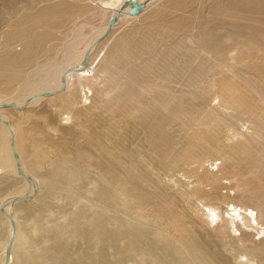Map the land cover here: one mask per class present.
<instances>
[{"label": "bare ground", "instance_id": "bare-ground-1", "mask_svg": "<svg viewBox=\"0 0 264 264\" xmlns=\"http://www.w3.org/2000/svg\"><path fill=\"white\" fill-rule=\"evenodd\" d=\"M116 2L118 4L114 5L118 7L113 8L112 5L108 11L100 10L99 5L69 4L66 0H10L9 4L0 3V13H4L1 16H17L15 21L24 26L21 30L0 27V49L6 47L5 52L0 54V91L15 87L12 94L23 87L21 83L35 71L33 68L39 70L36 65L38 50L44 47L42 45L48 37L58 35L61 23L69 18L73 23L87 18L89 20L85 22L91 20L98 24H82L85 22L81 21L72 30L61 31L62 35L55 42L56 46L62 44L59 52L63 50L65 57L63 54L62 57L66 58V65H61V69L51 70L54 76L48 77H54V82L49 81L51 78L46 80L52 82L48 87L41 85L45 89L41 88L40 91L37 86V93L31 96L28 95L30 91H22L25 95L21 99L19 93L0 98V191L5 193L9 189L6 193L10 194L7 198H1L0 202V234L4 226L7 228L6 238L3 237L5 241L0 237V264H18L16 257L19 253V241L24 239L19 218H25L27 222L32 220L34 233L39 236L31 240L38 244L40 253L30 252L26 264H103L100 187L102 168L117 178L118 167L114 164L118 166V163H105L102 156H147L153 148V141L160 138L161 126L168 117L165 110L170 109L172 117H177V111L185 104V100L171 103L164 91L148 95L155 83L159 89L166 91L165 83L167 84L168 79L174 80L195 67L192 65L193 56L186 55L182 58L175 51L158 50L159 42L163 43L173 36L166 22L169 18L165 9L179 11L188 7L192 0ZM255 11L264 14V0H216L211 8L213 15L223 16L229 23L253 20L255 17H242L241 14ZM145 19L159 23L154 27L140 23V20ZM119 21L122 22L114 27ZM122 23L125 29L117 32L122 28ZM87 26L94 27L95 33L89 39L86 37L84 46H79L82 44L80 39L83 40L80 37L84 35V28H88ZM26 37L31 40L21 43ZM117 37L124 43V47L110 49L109 38ZM95 43V50L83 53L84 48L92 47ZM204 43L203 50L207 53L224 52V47L239 49V43L233 39L223 42L209 39ZM142 54L149 56L145 63V67L152 70L149 76L135 74L121 62V59L134 55L136 62L140 64L138 58ZM228 58L230 60L226 63V68L222 69L223 73L224 69L225 73L234 72L242 61V56L239 59L237 54ZM36 73L31 75L35 76ZM66 73L63 79L56 80ZM34 76H29L30 80L26 77V80L29 82L34 79L35 82L42 75H37L36 79ZM33 85L35 87L36 84ZM186 87L189 90L197 89L194 74ZM111 92L116 95L106 100L105 96H109ZM17 96L18 101H7L16 99ZM156 110L159 113L162 111V115L157 114ZM102 114H109L111 122H107ZM70 120L71 123H68ZM119 123L125 126L130 123L134 128L128 130L119 126ZM36 153H42L46 157L54 155V158L35 159ZM48 165L51 172L37 173ZM206 173L207 171H203L200 175L203 181ZM132 187V191L126 192V199L135 207L140 208L150 199L152 201L156 198L141 191L139 186ZM217 189L210 192L214 199L219 198ZM62 202L65 205L60 204ZM208 213L212 222L216 225L220 223L219 233L226 236L225 244L235 249L233 252L238 259L246 257L244 264L264 261V240H261L264 227L260 224V215L253 209H243L238 205H233L226 216L225 211L216 206H210ZM57 228L63 229L57 233ZM191 228L193 227H185L187 234L179 241L180 249L188 256H193L192 260L198 264H230L192 237ZM231 228L234 232L239 231V235L235 236L242 235L246 240L248 237L253 238L251 232L257 230L260 241L252 239L250 245L239 250V243L232 244L234 238L230 237ZM68 235L74 240L72 243L62 240ZM144 239V234L138 232L133 244L136 250L141 251ZM234 240L242 241L240 238ZM147 244L152 247L150 242L147 241ZM73 254L77 255L76 261L72 259Z\"/></svg>", "mask_w": 264, "mask_h": 264}, {"label": "rangeland", "instance_id": "rangeland-1", "mask_svg": "<svg viewBox=\"0 0 264 264\" xmlns=\"http://www.w3.org/2000/svg\"><path fill=\"white\" fill-rule=\"evenodd\" d=\"M66 1L69 4L99 5L102 11L110 10L112 5L113 8L118 7L114 5V3L118 4L117 0ZM123 1L125 3L127 0ZM215 2L216 0H192V3L182 10L165 9L169 18L166 22L173 36L163 43L159 42L158 50L175 51L182 58L186 55L193 56L192 65L195 67L174 80L168 79L167 84L165 83L166 91L159 89L155 83L148 96L164 91L171 103L185 100L181 110L177 111V117H172L173 112L170 109L165 110L168 117L161 126L160 138L153 141V148L147 156L139 158L102 156V161L105 163L110 161L118 163V166L114 164L118 167L117 178L112 177L108 170L102 168L100 187H102L103 264H198L192 260L193 256H188L179 248V241L183 239L184 234H187L185 227H193L191 228L192 237L197 238L198 242L205 245L209 251L216 252L230 264H244L246 257L241 259L236 257L233 252L235 249L225 244L226 236L219 233L220 223L216 225L212 222L208 213L210 206H216L225 211V216L231 212L233 205L243 209L245 207L253 209L260 215V224L264 227V14H258L257 11L251 14L244 12L241 14L242 17L255 18L249 21L241 20L239 23H229L227 18L212 14L211 8ZM0 3L1 5L9 4L10 0H0ZM202 17L203 20H201ZM16 18L17 16L14 15H0V27L23 29L24 26L15 21ZM66 20L61 23V28L58 27V35L48 37L46 43L42 45L44 47L38 50L36 65L39 66L37 67L39 70L35 67L32 70H37V73L35 71L31 73H36L38 77L44 75L43 78L42 76L37 78V75L34 76L31 73L27 74V80H30L29 76H34L37 81L38 79L40 81L34 82V79H31L33 83L28 82L25 77L23 82L27 85L22 82L23 87L16 92L19 93L20 99L24 92L30 91L28 95L31 96L37 93L35 92L37 86V89L44 90L43 86L48 87L54 82L52 81L54 77H48L54 76L51 70L61 69V65L62 67L66 65V58L62 57L63 50L59 52L62 44L56 46L55 39L62 35L61 31L72 30L80 24L79 22L89 19L83 18L77 23L75 21L73 23L70 18ZM140 21L151 27L159 23L153 20L146 21V19ZM88 23L95 24L91 20L82 24ZM123 23L125 25V22ZM124 25L117 32H123ZM79 28L80 26L78 30ZM84 29V37H80L83 38V40L80 39L82 44L79 46L83 45V41L86 43V37L88 36L87 39H89L95 31H93L94 27ZM86 30L89 32L87 33ZM98 36L96 37L100 38ZM109 39H111L110 49L124 47L119 37ZM209 39H217L221 42L233 39L239 43V49L224 47V52L207 53L203 50L205 49L204 41ZM28 40L31 39L26 37L21 43ZM96 43L93 45L94 48L93 46L84 48L83 53L95 50ZM74 44L78 43L74 42ZM130 48H132L131 43ZM5 49L6 47L1 48L0 54L4 53ZM236 54L239 59L240 55L242 56V61L234 72L225 73L224 69L223 73L222 69L226 68V63L230 60L228 57ZM135 58L133 55L127 59H121V62H124L127 69L135 74L151 75L152 70L149 71L150 69L145 67L149 56L142 54L138 58L140 64ZM40 70L45 72L40 73ZM193 74L197 89L189 90L186 85ZM66 75L67 73L56 80H61ZM50 78L49 81L52 82H46ZM14 89L16 88L1 90L0 98L11 95ZM39 90L37 91L40 92ZM115 95L116 93L111 92L109 96H105V99L109 100ZM18 96L16 99L7 101H18ZM155 112L158 114L159 110ZM159 114L162 115V111ZM102 116L107 122H111L112 117L109 114H102ZM68 123H71V120ZM118 125L128 130L134 128V125L130 123H126V126L123 123ZM34 158L48 160L53 159L54 155L46 157L42 153H36ZM51 171L48 165L39 169L37 173ZM203 171H207L204 181L200 178ZM132 185L139 186L141 191H146L156 198H153L154 201L150 199L140 208L135 207L126 199V192L133 190ZM214 188H218V199L210 195ZM5 191L9 192V189ZM3 193L0 191V202L4 196L7 198L10 195L7 193L3 195ZM60 204L65 205L64 202ZM228 209H230L229 212ZM19 224L24 232L23 238L26 240L19 241L16 261L18 264H26V258L30 252L40 253L38 244L31 240L39 236L34 233L32 220L29 219L27 222L25 218H19ZM67 225L64 224V226ZM4 229V233L0 234L3 242L7 232V228L6 231ZM62 229L57 228L55 232L60 233ZM138 232L145 236L141 251L133 246ZM251 233L254 235L253 238L248 237L246 240L242 238V235L235 236L239 235V231L234 232L231 228L230 237L242 239L241 242L233 239L232 244L239 243L237 247L240 250L250 245L252 239L260 241L257 230ZM62 240L68 243L74 241L69 235ZM261 240H264V234ZM147 241L152 244V247L147 244ZM149 247L151 249H148ZM1 248L0 245V255ZM72 259L76 261L77 255L73 254ZM251 264H264V261L259 260L258 263Z\"/></svg>", "mask_w": 264, "mask_h": 264}]
</instances>
